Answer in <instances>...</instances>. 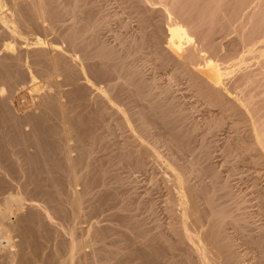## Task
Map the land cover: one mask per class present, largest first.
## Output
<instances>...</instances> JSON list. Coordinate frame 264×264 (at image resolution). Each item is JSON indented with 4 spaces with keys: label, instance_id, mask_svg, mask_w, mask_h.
<instances>
[{
    "label": "bare ground",
    "instance_id": "obj_1",
    "mask_svg": "<svg viewBox=\"0 0 264 264\" xmlns=\"http://www.w3.org/2000/svg\"><path fill=\"white\" fill-rule=\"evenodd\" d=\"M15 1L16 0H0V49L3 51L2 55L0 54V152L2 151L5 153V160H0V264L49 263H47L48 255L45 252L41 254L36 253L31 247V232L36 233V235L41 238L42 229L56 224L49 220V213L56 215V211L59 208L56 203L57 201H55L58 200L57 198L59 197V191L56 187L54 176L56 170H51L56 161L54 157H51L55 161L54 164L51 162V158V160H48L50 157L47 156L49 148L47 147V150V148L44 149L45 146H43L45 139H52L48 138L46 136L47 134L52 133V136L48 135L50 137L55 135V141L52 140V142H56V144L59 143L58 146L54 145L57 146V148L59 147L57 149L58 154L64 157L62 160L63 164L65 161L64 159L67 158V149L64 147L66 136L64 137L63 124L60 123V119L62 118L59 119L60 124H58L57 130L53 129L54 126L51 127L54 132L45 127L48 126L47 123L54 119L53 117L57 114L56 112L54 115L53 112L55 110H51V106H48L49 103L55 104L58 101L57 99L59 97L57 96L56 98L55 95L57 92H55V94L52 93L54 94L53 96L44 95L39 102L37 101L38 105L36 107L23 113L14 112L13 109L9 107L8 101L1 96V89L4 85L8 90H13V87H17L15 86L17 81L22 78L27 79L30 83L35 82V80L39 78L36 77L38 74L35 75L32 73L33 71L31 72L32 61L29 60V58L32 55L35 56L34 61L36 65H41L39 69L45 77L51 76L53 70H56L58 74L64 77L63 83L61 82L62 86H71L72 90L70 91H60L61 98L64 97L66 93L76 94L79 98H82V100H84L83 97H89L87 98L90 100L88 104L91 105L90 108H94L92 110L93 112L95 109H98L101 111L100 114L106 112V114H102L100 117L105 115L106 118L110 117L109 120H111V117L112 119L113 117L116 118V122L114 121L115 125H119L118 128H122L121 130L124 129L122 131L123 133H125V131L128 133L126 136H124L126 133L124 135L122 134L124 138L134 139H132L131 143L128 142L130 145V150H128L130 156L128 157L133 160L140 158L141 154L144 152L146 155H155L154 157H156L155 149L157 146L154 148L150 143L151 146H148L149 144L144 145L143 143L145 140L142 143V139L144 138H186V136H193L194 133L201 129L202 135L205 137L208 136V138L222 133L224 135L223 138H227L225 143L226 149L227 151L229 150V154L235 157V159H243L248 156L252 159V165H254V167L262 168V166H264V0H235L231 8L229 6V11L226 10L228 9L226 4H230V2L233 1L204 0L206 1L205 5L200 3L203 9L199 12L204 21L202 28L200 25L196 24V22L193 23L192 20L189 19L190 16H184L180 13L178 19L171 13L173 11L170 12L171 9L160 8L164 11L162 12L164 15L161 16L163 17L162 22L164 23H162V25H165L164 34H162V32L160 34H162V36L164 35V37L161 36V44H159L158 37L155 38L157 41L155 40L156 42L152 47L153 49L155 47L153 51L156 53L154 52V54L152 51L151 53L155 56H159L157 60L160 61L159 65L161 69H164V64H166V66L167 64H169V66L172 64L174 68V73L170 72L171 76L168 74V81L165 79L167 85L166 82H163L166 86L162 88L159 87V83H156V78L154 80L153 77H146L147 74L144 75L141 70V65H143L141 63H145L143 58L144 56L147 57V53L143 56L141 48L143 47L141 46L142 43H140L141 36H143L142 33L135 35H131L133 33L129 35L128 31V35L125 34L126 32L114 33V36H112L115 40L113 41L115 42L114 44L112 42H110V44L102 37L101 30L103 25L108 26L111 16H107L102 12L103 9L102 7L100 8L98 0H71L68 2L65 0H23L22 3L20 2L21 5L19 4L20 6H13V8L5 9ZM142 1L148 3L146 0ZM164 2L167 3L166 1ZM153 3L155 2L153 1ZM165 3L163 4L166 5ZM176 3L178 2L170 3V5L172 6V4L175 5ZM179 3L181 4V1ZM198 3H193V5H191L195 7V4ZM54 4L60 9L63 16L59 15L61 16L59 20L52 21L45 26V28L46 31H51L57 25L63 26L62 29L60 28L61 31L56 34L57 39L60 41L55 43V38L54 41L52 40V42L49 43L50 46H48V42L46 44L45 41L46 39L41 36H34L33 33V36L31 35L32 38L27 37L25 28L30 26V20L35 23L36 27H43L42 21L48 20V14L51 16L50 7ZM157 4H161L160 6H162V2ZM187 4V7H185L186 5L184 4L179 8H190V4L188 2ZM135 5L137 4L135 3ZM169 6L166 5L165 7ZM95 7H97L96 15L98 13V16L92 15L93 8ZM201 7L196 8L199 9ZM21 8L24 9L22 10ZM197 9L195 10L196 12ZM133 10L134 9H132V11ZM90 11L92 12L90 13ZM177 11H180V9ZM225 11L229 13V16H226L227 12L225 13ZM88 12L89 14H87ZM175 12L176 10L174 14L177 15V12ZM190 14L192 15L193 13ZM139 15L141 16L142 14H137L136 16L138 17ZM181 15L184 17L182 18ZM195 15L197 16L198 14L196 13ZM136 16L134 15V17ZM148 17H151V15ZM141 18H145V16ZM142 20H138L139 22L137 21V23H141ZM66 21L68 22L66 23ZM149 22H151V19ZM187 22L193 23L191 25L192 28L186 25ZM123 24H126V26L128 25L126 22ZM126 26L124 25V28ZM144 26L146 28L148 27L143 25L140 26L141 29L140 27L137 29L142 30ZM146 32L148 34V31L144 33ZM158 32L159 31H157V33ZM151 33L153 35V32ZM153 36H157V34ZM161 37L159 38L161 39ZM151 38L152 39L149 41L153 42L154 38ZM149 41H147V43L150 44ZM153 58L155 60L154 56ZM153 64L155 67L157 63L153 62ZM159 65L156 66L159 67ZM154 67L153 69H156ZM9 68L12 73H17H14L15 77L9 74ZM170 69L171 67L168 71H170ZM34 70L35 72L38 71H36V69ZM155 72L152 73L154 74ZM165 73L167 74V70L163 74L165 75ZM41 76L42 75H40V77ZM154 77H157V75ZM172 80L174 84H176V81H183V85L186 83L190 89L187 88L188 86L185 88H187L189 92H193L192 95L194 94L196 97L193 96L196 99L195 102L200 103L202 108L198 106V103L195 106H191V102H186L188 105L190 104L191 107L189 106V108H187L188 105L184 107L186 103H183V98L185 99L183 94L181 95L183 97L182 102L180 101L181 99L179 100V97H172L170 94L171 92H169V89L170 91L172 89ZM157 81H159V79ZM1 84H4L3 87H1ZM51 85L54 84L51 83ZM8 90H6V92ZM45 92H43V94H45ZM87 99L86 101L89 102ZM119 99L127 101H125L126 105H123L122 108L121 105H119L121 104ZM116 100L120 101L116 103V106L119 105L120 107L113 105V102H116ZM136 101H140L143 104L141 110L140 108L137 111L134 109L135 105L133 102ZM195 102L193 103L195 104ZM63 103L67 104L66 102ZM203 104L205 106H202ZM196 106H198V108ZM199 107L204 111L201 114L200 109V118L195 119L193 114ZM204 107L205 109H203ZM65 108H67V106ZM68 109L69 108H67V112H65L67 116H72L73 118L75 115L80 114L78 111L75 112V109L74 113L70 114L73 112V109H69L70 112ZM63 110L64 109H62V111ZM57 117L58 116H56V118ZM66 118L64 119L67 120ZM71 120H74V118ZM75 120L73 121V126L70 125V120L69 126L67 127V125H65L68 130V140L71 141L70 143H73L71 146L69 145L71 151L79 152V154H75L77 157H75L74 154V156L72 155L73 158H76L78 161L73 162V160H71L77 170L73 171L72 175L70 172H63L67 173V175H64V179L61 178L63 182L66 183L68 193L72 190L73 183L76 185H85L89 175L96 174L97 169L100 171V166L102 165H99L98 158L93 155V149L91 148L90 150V143L88 146H85V144L88 143L86 141L85 144H83L84 141H81V145L78 144L80 143L78 135L82 133L75 127ZM52 122L54 121L52 120ZM65 122L68 123V121ZM114 122L112 123L114 124ZM51 123H49V126ZM101 123L103 124V122ZM225 125H227L230 131L223 129ZM105 126L110 127V125ZM25 127L29 129L27 130ZM74 127L77 129L78 134L76 133L77 131L74 130ZM95 127H97V125ZM113 127L114 125L111 129ZM161 128H163V131H161ZM93 129L92 131L94 134L95 129ZM108 130L109 132L111 131L110 129ZM101 131L102 130L99 132ZM109 132L107 133L108 135H110ZM107 134L105 135L107 136ZM57 136L58 139H56ZM103 137L105 136L103 135ZM75 139H78L79 142H76ZM46 143H44V145ZM21 144L22 147H18ZM82 146L88 148V150L85 149L86 151H84V147ZM29 148H34L35 151H32L33 153H31V151L30 153L26 152ZM80 148H82V151ZM76 149H79L84 155ZM45 150L46 154L44 153ZM55 150L56 148L54 151ZM51 153L53 154V152ZM58 154H56V157L59 156ZM166 154L168 155V153ZM171 155L172 154H170V156ZM170 156L166 158L168 159L167 162L171 160ZM227 156L225 153V157ZM173 157L172 161H170V165L173 164L171 167L174 168V165L180 162V160L178 157L176 158H178L179 161L174 157L177 160L176 162ZM202 157H207L206 150L203 151ZM44 158L47 159V161H44ZM59 159L57 161H60ZM195 160L193 162H197V160ZM200 160L195 164L201 163ZM60 163L62 162L60 161ZM187 163L192 167V162L189 161ZM195 164H193V167ZM36 165H39V168H41V165L44 167L42 168L43 172H40V175L43 176L42 183H45V185L43 183L44 186H33V179L30 180L28 178V172H31V170H27V167H36ZM66 165L67 164H65V166ZM7 166H17L15 168L18 171H13L14 174L12 175L9 170L6 169ZM176 166L179 168V165ZM206 166H209V164L207 163ZM45 167L46 170H43ZM185 168H187V166ZM66 169L67 166L65 170ZM57 171L59 172V170ZM63 173H61V175ZM58 180H60V178ZM46 183H48V186H46ZM224 186L225 185H223V188ZM82 190L83 192L80 193L79 191L80 194L78 195L80 204H82L84 196L90 194V189L87 186L83 187ZM71 194L68 195L70 197L69 205L72 209L71 205L75 202V197H73L74 194L73 196ZM95 194H97V192ZM176 195L174 200L179 204V209L181 206V212L177 215L178 227H180L179 229L182 232V236L191 242L192 246H190L193 247L191 249H194L198 254L201 264H215L216 262V264H218V261H221L223 264H240V259H238L234 251L235 248L232 240H230V237L224 232V222L230 215L226 214V212L222 210L223 208L219 209V206L215 208L213 205L214 203H212L213 201H210L211 205L210 203H204V206L196 204V194L192 191L186 192L185 190L184 196H181L180 193L177 192ZM69 197L67 199H69ZM66 201L68 200H65V202ZM232 215L233 212L231 216ZM186 216L194 217V223L191 227L188 225L186 226L184 223ZM235 219H237L238 222V218L236 217ZM60 227L62 228V226ZM97 228L99 227L96 226V224H92L91 231H97ZM70 230V228L67 229V235ZM191 233H193V236L190 235ZM144 239L146 240V238ZM39 241L41 240L39 239L38 243ZM61 241V246L62 244L64 245L63 253L58 252V243ZM61 241L56 242L55 240L52 244H49L50 241L47 242L42 239V244L40 243V245H42L41 247L43 250L47 248L50 249L48 253L52 254V256L58 259L62 264H83L81 257L84 258V256L79 255L81 252V244L77 242L79 240L74 243L75 240L68 236L66 238L64 237ZM144 245L146 246L147 244L144 243ZM147 248L148 247H146V249ZM105 255L107 256V254ZM102 257L93 254L90 258L87 257L86 259L88 264H107L109 262L108 256ZM52 259L53 258H51V260Z\"/></svg>",
    "mask_w": 264,
    "mask_h": 264
},
{
    "label": "rangeland",
    "instance_id": "obj_2",
    "mask_svg": "<svg viewBox=\"0 0 264 264\" xmlns=\"http://www.w3.org/2000/svg\"><path fill=\"white\" fill-rule=\"evenodd\" d=\"M22 1L23 0H16L15 2H12L10 5H8V7L5 9L13 8V6L14 7L20 6ZM65 1L68 2L71 0H65ZM153 1L155 3H153ZM164 1H166L168 4L165 3ZM180 1H181V4L179 3ZM198 1H199V3H198ZM228 1L225 0V2H228ZM230 1H233V2H230ZM230 1H229L230 4L229 3H227L228 5L226 4V6L228 8V9H226L227 11H229V6L231 8L233 3L235 2V0H230ZM132 2H134V3H132ZM146 2H148L149 5H148V3H145L142 0L141 1H139V0H123V1L122 0L121 1L120 0H98V4L100 5V8L102 7V9H103L102 12H104L107 16L108 15L111 16L108 26L103 25V28L101 30V32H102L101 35L103 38H105V41H107L109 43L112 42L114 44L115 42H113V41H115V40L113 39L114 37H112V36H114L113 35L114 33H117V32H121V33L124 32L125 33L126 32L125 34H127V35H128V33H129V35L131 33H133L131 35L142 33L143 36H141L140 43H142L141 46H143V47H141V48L143 51V56H144V54L147 53V55H146L147 57L144 56L145 60L143 58V61H145V63L142 61L143 63H141V64H143L144 66L141 65V70H142L144 75L147 74L146 77L147 76L149 78L153 77L154 80L156 78V80H155L156 83H159L160 84L159 87L162 88L163 86L167 85V81H168L167 77L171 76L170 72L174 73V68L172 67V64H170V66H169V64H167V66H166V64H164V69L167 68L166 69L167 74L165 73V75H164L163 73L166 72V70H164L163 68H162L163 70L161 69V67L159 65L160 61L157 60V58H159V56L157 55L158 56L157 57L154 55L156 53L155 51H153L155 49V47H154V49L152 47V46H154V43L157 41L155 38L158 37L159 44H161L162 37H164V35L162 36V34H164V28H165V25H162V23H163L162 22V19H163L162 16L164 15V14H162V12H164V11H162L161 9H168V10L171 9L170 12L173 11L171 13L173 14L174 17H176L178 19L180 17L178 15H180V13H182V15H184V16H190L189 19H191L193 23L196 22V24L200 25V27L202 28L204 21L202 20L203 18L201 17V13H199V12H200V10L202 11L203 8L201 7L202 4H200V3H203V5H205L206 1H204V0H197V1L196 0H194V1L193 0H146ZM161 2H162V6H160L161 4H157V3H161ZM174 2H178V3H176L175 5L172 4V6H171L170 3H174ZM187 2L191 6L190 8L189 7L188 8L182 7V9L179 8L180 6H182L184 4L186 5ZM135 3L137 5H135ZM163 3H165L167 6L170 5L171 7L170 6L165 7L166 5H164ZM193 3H198V4H195V7H194V6H192ZM132 4H134L135 6ZM177 4H180V5H177ZM187 5L185 7H187ZM196 7H201V8L197 9ZM195 8L197 9V12L195 11L196 10ZM132 9H134V10L132 11ZM179 9H180V11H177ZM175 10L177 12V15L174 14ZM50 11H51V14H50L51 16H49V14H48V18H47L48 20L42 21L43 27H41V28L36 27L35 23L32 20H30V23H29L30 26L25 28V33H26L27 37L32 38L33 33H34V36L38 35V36H41L42 38H45L46 44L48 42V44H47L48 46H50L49 43H51L52 40L54 41L55 38H56L55 43H57V41L58 42L60 41L59 39H57L56 34L59 33L61 31V29L63 28V26L57 25L54 27L53 30H51L53 32L46 31L45 26H47L49 23H51L54 20H59L61 18V16H63L62 13L60 12V9L58 7H56L55 4L52 5V7H50ZM227 11H225V13ZM2 12H4V11H2ZM91 12L92 11H90V13ZM96 12H97V7L93 8V14L92 15H96ZM185 13H187L188 15ZM190 13H193L192 14L193 16ZM196 13L198 14L197 16L195 15ZM87 14H89V12ZM137 14H142V15L141 16L139 15L137 17L136 16ZM59 15H61V16H59ZM98 15L99 14L97 13L96 16H98ZM134 15L136 17H134ZM149 15H151V17H148ZM182 15H181V17L183 18L184 16H182ZM142 16L143 17L145 16V18H141ZM226 16H229L228 12H227ZM50 17H51V19H50ZM53 18H56V19H53ZM150 19H151V22H149ZM138 20L139 21L142 20V22L137 23ZM160 21H161V23H160ZM197 21H198V23H197ZM67 22L68 21H66V23ZM125 22L128 24L127 26H126V24H123ZM193 23L187 22L186 25L188 27L190 26L189 28H192L191 25ZM124 25L126 26L125 28H124ZM143 25L148 26L147 27L148 29L144 26L145 28L142 27L144 30L143 29L140 30L141 29L140 26H143ZM154 25H155V27H159V28H155ZM139 27H140V29H139L140 31L137 29ZM153 27H154V29H153ZM27 29H28V31H27ZM149 30H150V32H149ZM127 31H128V33H127ZM143 31L144 32L148 31V34H147V32L144 33ZM157 31H159V32L157 33ZM151 32H153V35L157 34V36H153ZM161 32H162V34H160ZM0 33H1V31H0ZM148 36H150V37H148ZM151 37L154 38V41L151 40L153 42L149 41L150 39H152ZM159 37H161V39ZM145 39H146V41H145ZM147 41H149L150 44L147 43ZM164 45H165V43H164ZM163 47L166 48L165 46H163ZM1 51L2 50L0 49V54L2 55L3 51L2 52ZM151 51L153 53L154 52L155 53L152 54ZM149 52H150V54H149ZM153 56L155 57V60H157V61L154 60ZM34 57L35 56L32 55L29 58V60L32 61L31 72L33 71L32 73L35 75L38 74L36 77H39L40 79L37 78L38 81L35 80V82L30 83L27 79L22 78V79L18 80L16 85H15L18 88L13 87V90L12 89L8 90L4 84H1V87H3V85H4V87L1 89V91H2L1 96H3L8 101L7 103L9 105V107L11 109H13L14 112L23 113L25 111L31 110L33 107H36L38 105V102L44 97V95L45 96L46 95H52L53 96L55 94V92H57L55 95H56V98H57V96L59 97L57 99L58 103L57 102L55 104L49 103L48 106L49 107L51 106L50 107L51 110H53V111L55 110L53 112L54 115L57 112L56 116H58V117L56 118V116H54L53 117L54 119H52L54 122H52V120L49 121V123H51V122L52 123L50 124V126H49V123H47L48 126H45V127L48 130H53V129L57 130L58 124H60V123L63 124V125L62 124L61 125H62L63 131H64V137L66 136L64 147H66L65 149H67V151H66L67 152V158L64 159L65 161L63 164L62 160L64 157L59 155L58 150H57L59 148V147L57 148L59 143L56 144V142H52V140L55 141V139H54L55 135L53 137H50L53 135L52 133L46 135L48 138H52V139H49L51 141V143L48 139H47L48 140L47 141L44 138L45 141L47 142L46 143L41 138L44 141V143H46L45 145L43 143V146H45L44 149H46L47 147L49 148V150L47 148V150H48L47 153L49 154V155L47 154V156L48 157L50 156L48 160H51L54 157L55 161H56L55 162L52 159L51 162L53 164L55 162L54 167L56 166L57 168L55 167V169H54V167H53V169H51V170H54V171L56 170V173L54 172V174H55L54 176H55V181H56V187L58 188V191H59V197L57 198L58 200H55V201H57L56 203L58 204L59 208L56 211L57 212L56 215L50 214V213L48 215L49 220L52 221L53 223H56V224H53L55 227L50 226L46 229L45 228L42 229L41 238H39L38 235H36V233L31 232L32 233L31 234V241H32L31 247H32L33 251H35L36 253H40V254L45 252L48 255L47 256V258H48L47 263L49 262L48 264H62L58 259L54 258L52 256V254L48 253L50 251V249L47 248V249L43 250V248L41 247L42 245H40V243L43 239L44 241H47V242L50 241L49 244H52L53 241H55V240H56V242H59L64 237L66 238V237L70 236L75 240L74 243H76V241L79 240L77 242H78V244L79 243L81 244V252L79 253V255L84 256V258L81 257L83 264H88L86 258L87 257L90 258L91 255H93V254L95 256L97 254L100 257H102V256L107 257L108 256L107 258H108L109 262L107 261L108 262L107 264H109V263L110 264H201V260L198 257V254L194 251V249H191V248H193V247H191L192 246L191 242L186 240V238H184L182 236V232L179 229L180 227H178L179 223H178L177 215H179V213L181 212V206L179 209V204L176 203V201L174 200V197L177 196L176 192L180 193L181 196H184V192L186 190V192L192 191L196 194L195 195L196 204L204 206L205 205L204 203H210V205H211V202L213 201L212 203H214L213 205L215 208H218L217 206H219V209L223 208L222 210L224 212H226V214L230 215L227 217L226 221L224 222V229H225L224 232L227 233L228 237H230V240H232V243H233L234 248H235L234 251H235L236 255L238 256V259H240L239 260L240 264H264V166H262V168L261 167H254V165H252V159H250L248 156L246 158H243V159L242 158H236L235 159V157H233L231 154H229V150L227 151L226 146H225L227 138H223L224 135L222 133H220V135H217L214 137H211L209 135L210 137L208 138V136L205 137L202 135L201 129H200V131L194 133L193 136H190V137L186 136V138H144V139H142V143L145 140L143 143L144 145L145 144L147 145L150 143L154 146V148L157 146L155 149L156 157H154L155 155H153V156L146 155V153L144 152L141 154L140 158L133 160L130 157H128V156H130L129 155L130 153H128V150H130V145L128 144V142L131 143L133 138H124V136H126L128 133H127V131H125L126 134L123 133L122 131L124 129L121 130L122 128L121 129L118 128L119 125L118 126L115 125L116 118L113 117V119H112V117H111V120H109L110 117L106 118L105 115H103L105 117H103V116L100 117V115L106 114V112L100 114L101 111L98 109H95L93 112L92 110L94 108L93 109L90 108L91 105L88 104V103H90V100L87 99L89 97H85V98L83 97L84 100H82V98H79V96L76 94L66 93L65 96L61 98L60 97L61 96L60 91L61 90L62 91L63 90L64 91H68V90L70 91V90H72L71 86H69V85L62 86L61 82L63 83L64 77H63V75L58 74V72H56V70L55 71L53 70V72H52L53 76L51 75V76L45 77L39 69L41 67V65L40 64H39V66L36 65V63L34 61L35 60ZM150 58H151V61H150ZM152 58H153V60H152ZM31 61H30V63H31ZM153 62L154 63L156 62L157 63L156 65H159V67H157L156 65L154 67ZM152 65L156 69H153ZM170 67H171V69H170V71H168ZM33 68L36 69V71L38 70L37 71L38 73L35 72V70ZM161 71H163V72H161ZM9 72H10L9 74L11 76H13L14 73L17 74L14 71H13L14 73H12L11 69L9 70ZM152 72H155V73L153 74ZM168 74H169V76H168ZM40 75H42V76L40 77ZM156 75H157V77H154ZM13 77H15V75ZM157 78L159 79V81H157L158 80ZM165 79H167V81ZM163 82L164 83L166 82V85L163 84ZM173 82L174 81L172 80V83ZM182 82L183 81H180V82L176 81V84L171 83L172 89H171V91L169 89V92H171L170 94L172 95V97H176V98L179 97V100L181 99L180 100L181 102L184 100L185 102L183 101V103H186V102L190 103L191 102L190 103L191 106L197 105L198 102L197 103L195 102L196 101L195 95L194 94L192 95L193 92L192 91L189 92V90H188V89H190L189 86L186 83H185V85H183L184 82L183 83ZM51 83H53L55 86L51 85ZM186 86H188L187 87L188 89L185 88ZM14 89H16V90H14ZM44 89H46V90H44ZM6 90H8V91L6 92ZM40 91H41V93H40ZM43 92H45V94H43ZM52 93H54V94H52ZM59 93H60V95H59ZM182 94H183V97H185V99L181 96ZM39 95L42 97H40ZM182 98H183V100H182ZM86 99L89 100V102L86 101ZM119 100H116V102H113V105L116 106V103H118L117 101H119L121 103V104H119V105H121V108L123 105H126L125 104L126 100H123V99H119ZM63 102H66L67 104H64ZM193 102H195V104ZM133 103L135 105L134 109L136 111L139 110V108L141 110V107H143V104L140 101H136ZM187 103L185 104L184 107H187L186 106V105H188ZM190 104L188 105L187 108H189ZM119 105H117V106H119ZM64 106L65 107L67 106V108H69L70 110L73 109V112H71L70 114L74 113V109H75V112L76 111H78V113L80 112V114H77L73 117L74 120L77 118L76 119L77 121L75 120V127H77V129H79L78 131L80 133H82V134L78 135V137H79L78 139L80 141V143H78V144L81 145V141L82 142L84 141L83 144H85V141H86L88 143H86L87 145L85 144V146H88L90 143V145H91V146L89 145L90 150H91V148L93 149V155L98 158L99 165L102 164L100 166L101 167L100 171H98L99 169H97L96 174H92V175L90 174L89 175L88 179H90V180L87 179L85 185H82V184L76 185L75 183H73L72 184L73 188L69 193H68V190L66 188V183L63 182V180L61 178L64 179L65 176L67 175V173H63V172H70L72 175L73 171L77 170L75 168L73 162H76L78 160L76 158H73V156L77 152L71 151L70 146L73 143H70L71 141L68 140L69 139L68 138L69 136L67 135L68 130L66 129L69 126L68 124H70V122H71L70 125L74 124V122H73L74 120H71V119H73L72 116L70 117V116H67L65 114V112H67L66 111L67 108H65ZM198 106L201 107L200 103H198ZM198 106H196V107L198 108ZM202 106H205V105L203 104ZM200 107L193 114L195 119L200 118L199 117V115H200L199 110L202 108V107L201 108ZM58 108H60V109H58ZM57 109L59 110V112L61 111L62 113L61 112L59 113ZM62 109L65 110V111L63 110L64 113H63ZM69 109H68V111L70 112ZM203 109H205V107ZM203 111L204 110H202V109L200 110L201 114ZM65 115L67 118L65 117ZM61 116H63V117H61ZM60 118H62V119H60ZM64 118H66L67 120H65ZM59 119L61 120L60 123H59ZM69 120H70V122H69ZM104 120H105V122H104ZM65 121H68V123H66ZM101 122H103V124ZM112 122H114V124ZM93 124H94V126H93ZM98 124H100V125H98ZM108 124L110 125V127L105 126V125L109 126ZM65 125H67V127ZM96 125H97V127H95ZM113 125H114V127L111 129V127ZM81 126H82V129H81ZM100 126H101V128H100ZM51 127H53V129ZM226 127H227V125H225L223 129L230 131L228 129V127H227V129H226ZM25 128L27 129V127H25ZM84 128H86V129H84ZM93 128L95 129L94 134L92 131ZM106 128H107V130L110 129L111 131L110 132H109V130L107 131ZM77 129L75 128L74 130L77 131ZM100 130H102L101 131L102 133L99 132ZM78 131L76 132L77 134H78ZM103 131H105V132H103ZM161 131H163V128H161ZM52 132H54V130ZM108 132L110 135L107 134ZM111 132H112V134L116 133L117 135L116 134L112 135ZM99 134H101L102 136ZM105 134H107V136ZM122 134L123 135L125 134V135L123 136ZM48 135H50V136H48ZM103 135L105 137H103ZM56 139H58V136ZM78 139H75L76 142H79ZM75 140H74V142H75ZM147 140H148V142H147ZM47 144H49L50 147ZM52 144L57 145V146L54 145L57 151L56 150L54 151L55 148ZM150 144L148 146H151ZM169 146H170L171 151L169 149ZM18 147L21 148L22 144L19 145ZM82 147H84V146H82ZM139 147H140V145H139ZM50 149H51V152H53V154L50 152ZM81 149L82 148H80V150ZM85 149L88 150V148L84 147L83 150L86 151ZM136 149H137V147H136ZM68 150H70V151H68ZM76 150H79V149H76ZM205 150L207 152V157H205L206 159L202 157L203 151H205ZM30 151H31V153H33L35 150H34V148H29V150L26 152L30 153ZM81 151H80V153L83 154V152H81ZM166 151H168V152H166ZM44 153L46 154V150L44 151ZM55 153L58 154L59 156L56 157ZM166 153H168V155ZM225 153H226V156L229 155L230 158H229V156H227L228 158L225 157ZM4 154H5L4 152H2V151L0 152V160H5ZM77 154H79V152ZM163 154H166L167 157H166V155H163ZM170 154H172V155L170 156ZM201 154H202V156H201ZM168 156L171 157L170 161H172L173 156L175 158L176 157L179 158L180 162H177L178 158H176L177 159L176 160L173 157L177 162L176 165H179V168L176 165H174V168L171 167V166H173V164L170 165V161L167 162L168 159H166V158H168ZM75 157H77V155H75ZM232 157H233V159H232ZM57 158L58 159L60 158L59 160L62 163H60V161H57L58 160ZM184 158H185V160H184ZM200 158H201V160H200ZM195 159L196 160L198 159L197 162H193ZM43 160L47 161V159H45V158ZM43 160H42V162H43ZM71 160H73V162H71ZM199 160L201 163L195 164V163H198ZM189 161L192 162L193 164H195L194 167L192 164L193 168L189 165V163H187ZM207 163L209 164L210 168L213 167L212 168L213 170L210 169L209 166H206ZM65 164H67L66 170H65V168H66ZM166 164H167V166H166ZM211 165H212V167H211ZM186 166H187V168H185ZM15 167H17V166H12V167L7 166L6 169H8L9 172L13 175L15 170L18 171ZM28 167H27V170H29V171L31 170V172H28V176H29L28 178L30 180L33 179L32 181L34 184H32V185L33 186H37V185L38 186H44L45 183L43 182L44 185L42 183L43 176L40 175V172H43L42 168H44V167H42V165H41V168H39L40 167L39 165H36V167H29V169H28ZM23 168L26 169L25 167H23ZM50 168H52V167H50ZM168 168H170V169H168ZM201 168H203V169H201ZM18 169H19V167H18ZM34 169H35V171H34ZM43 170H46V167ZM57 170H59V172ZM84 170H85V167H84ZM102 170H103V172H102ZM11 171L12 172L14 171V172L12 173ZM61 173H63V174L61 175ZM31 175H32V177H31ZM38 177H39V179H38ZM59 178H60V180H58ZM215 179H217V180H215ZM215 181H217V182H215ZM223 185H225L224 188H223ZM46 186H48V183H46ZM50 186H51V184H50ZM85 186H87L90 189V192H89L90 194L87 196H84L83 202H82V204H80V201H78V198H79L78 195L81 192H83L82 189ZM102 186H103V188H102ZM187 188H188V190H187ZM79 191H80V193H79ZM96 192H97V194H95ZM68 194H71L72 196L74 194L73 197H75V202L71 205L72 209L74 211L71 209V207L69 205L70 197ZM100 194H101V197H100ZM93 195H94V197H93ZM68 197H69V199H67ZM207 199L209 202L207 201ZM65 200H68V201L65 202ZM66 203H68V204H66ZM71 210H72V212H71ZM232 212H233V215L231 216ZM231 217H232V219H231ZM236 217L238 218V222H237V219H235ZM184 223L186 224V226L188 225L189 227H191V225L194 223V217L193 216H186ZM92 224H96V226L99 227V228H97V231L96 230L94 232L91 231ZM60 226H62V228ZM67 227L71 229L70 232L68 233V235L66 233V231L68 229ZM49 231H51V232H49ZM93 234H95V235H93ZM190 235L193 236V233H191ZM144 238H146V240ZM39 239L41 241H39V243H38ZM85 242H87V243H85ZM61 243H62V241L59 242L58 244L61 246ZM144 243H146L147 245L145 246ZM59 245H58V247H59L58 252L63 253L64 252V245L62 244L61 247ZM146 247H148V248L146 249ZM194 252H195V254H194ZM105 254H107V256ZM104 257H102V258H104ZM49 258H50V260H51V258H53V259L50 261ZM218 264H223V263H221V261L220 262L218 261Z\"/></svg>",
    "mask_w": 264,
    "mask_h": 264
}]
</instances>
